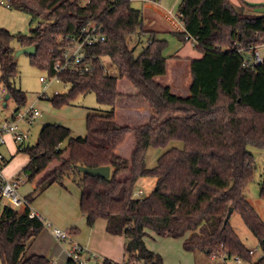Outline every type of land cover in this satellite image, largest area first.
<instances>
[{
  "label": "trees",
  "instance_id": "1",
  "mask_svg": "<svg viewBox=\"0 0 264 264\" xmlns=\"http://www.w3.org/2000/svg\"><path fill=\"white\" fill-rule=\"evenodd\" d=\"M8 4L9 9L28 14L30 25L34 23L27 35L0 27V85L16 109L26 97L14 82L13 40L20 48L33 46L30 64L51 74L52 62L61 57L59 38L97 22L105 39L90 52L108 56L118 71L112 76L97 66L91 75L67 71L59 75L69 89L50 98L53 106L93 92L98 103L111 109L89 112L84 135L45 124L34 144L17 148L29 157L22 168L28 182L39 178L26 196L28 201L54 183L72 180L80 190L79 207L87 225L103 219L106 233L125 238L123 262L105 258L103 264H164L160 254L146 247L148 231L158 237L182 238L188 252L250 261L249 249L229 220H224L232 207L259 243L264 238V223L243 194L256 168L248 146L264 151V10L247 14L235 10L229 0H181L180 19L201 54L189 59L191 83L184 97L154 79L166 72L167 40L144 29L142 10L133 8L131 0H8ZM173 34L186 42L184 34ZM143 36L145 45L135 55ZM258 46L261 64L243 66L245 53ZM240 47L243 52L238 51ZM120 79L135 92H121ZM123 97L147 103L149 119L134 127L119 125L115 106ZM130 134L134 145L126 158L116 150ZM171 140H179L182 146L167 148L149 167L148 149L164 148ZM52 163L57 165L47 172ZM78 166H108L110 174L108 178L89 176ZM142 176L154 177V188L134 197L136 180ZM260 197L264 199V180ZM43 226L42 220L29 216V208L6 206L0 220V264H52L45 256L25 255L26 242ZM262 263L264 256L255 264ZM66 264L75 263L69 258Z\"/></svg>",
  "mask_w": 264,
  "mask_h": 264
},
{
  "label": "rangeland",
  "instance_id": "2",
  "mask_svg": "<svg viewBox=\"0 0 264 264\" xmlns=\"http://www.w3.org/2000/svg\"><path fill=\"white\" fill-rule=\"evenodd\" d=\"M81 1L84 2L85 0ZM180 2L181 0H161L160 5L164 8H172L173 10L178 11V5ZM131 6L133 8L142 10L144 29L152 30L156 32L157 37L167 40V45L163 50V55L167 59V72L165 75L158 76V81L160 83L170 84L172 87H174L176 84L183 87L189 85L191 78L188 65L184 59L178 58V55H181V53H187L191 55L193 53V56H199V54L195 52V47L189 42L184 44L176 35L170 33L168 31L170 26L163 21L161 15L152 9L145 8L139 0H131ZM29 20L30 16L28 14L0 5L1 28L8 29L11 33L27 35L31 25L34 24L33 23L30 25ZM146 38V36H143L142 43L135 47V55H137L145 45ZM133 44H137L135 40L132 41V45ZM10 45L14 49L13 56L17 64V73L14 77V82L16 86L20 87L25 92L26 97V102L21 107L32 105L41 113V115L35 119L32 125L25 127L29 132L27 143L32 145L37 141L39 131L45 124H58L68 127L71 129L74 136L84 135L86 133V116L89 112L104 113L111 109L109 105L98 103L93 92L79 94L73 100L69 101L68 104H64L59 107L53 106L50 98H52L56 92L57 94L65 95L69 89V84L62 81L55 82L52 80H49L50 82L47 80L49 82L48 84L41 82L39 80L40 77H45L46 79L49 78L47 70L39 69L38 67L31 65L29 61V55L27 53H18L20 47L15 40H13ZM258 50L260 53H262L261 47H259ZM101 62L105 68V71H107L112 76H117V68L111 62L108 56H102ZM2 88L3 86L0 85V91ZM118 89L124 92H134L133 87L124 79H120L118 81ZM122 102V100L118 101L119 104ZM14 108H16L15 103L12 99H9L7 101V109L10 111ZM64 143L66 144V142H63L62 144ZM133 145L134 138L133 135L130 134L123 143L122 150L127 151V155L129 156ZM172 146L181 147L182 142L179 140H171L164 148H149L147 151V165L152 167L155 164L157 156ZM248 150L254 156L256 168L254 170L253 179L244 187L243 194L249 204L259 215L262 223H264V199L260 197V190L264 180V151L254 146H248ZM26 156L27 155L23 152L17 154L16 157L12 159L9 162V165L5 168L4 175L6 176L8 172L19 166L20 168L18 172H22V167H24L27 163ZM154 185V177L142 176L136 180L134 191L140 189L143 192L140 197H143L154 188ZM29 190V184H26L22 188V191ZM229 222L240 237L245 247L253 251L251 260H242L240 264H255L258 262L259 259L264 255V251L259 241L245 226L241 216L237 212H233L229 218ZM83 224L84 227L87 228L86 220ZM53 227L67 231L72 235L69 230H65L58 226ZM148 234L149 236H146L144 240L146 247L149 250L160 254L163 258L164 264H222L225 258L220 254L209 257L200 251H185L182 246V238L158 237L150 231H148ZM72 240L76 242V240ZM80 245L85 246L82 244ZM114 250L116 251V254L119 256L121 255L122 258L124 257V255H122L124 254L123 249L115 245ZM92 251L97 253L94 250ZM97 254L101 256L99 253ZM225 262L226 264H237L232 257L226 258Z\"/></svg>",
  "mask_w": 264,
  "mask_h": 264
},
{
  "label": "crops",
  "instance_id": "3",
  "mask_svg": "<svg viewBox=\"0 0 264 264\" xmlns=\"http://www.w3.org/2000/svg\"><path fill=\"white\" fill-rule=\"evenodd\" d=\"M80 2L85 3L87 2V0H85L84 2L80 0ZM229 2L234 7V9L240 13L261 14L264 10L263 9L264 7H253V5H258V4L263 5L264 0H234V1L229 0ZM168 31L170 33L172 32L175 33V31L172 30L171 26L168 29ZM183 43L186 44L187 42H183ZM195 52L197 51L195 50ZM197 53L199 54V56L197 55L193 56L192 55L193 53L191 55L187 53H181V55H178V58L184 59L188 65L189 59L199 58L201 56L199 52ZM166 72H167V59H166ZM154 79L158 83H160L158 81L159 79L158 76H156ZM160 84L168 86L171 92L174 93L175 91L174 94L184 97L189 95L190 84L184 87L178 84H176L174 87H172V85L167 83H160ZM121 92H123L124 94H133L135 90L134 92H128V91L126 92L121 91ZM8 100H6V105ZM119 100H122L123 102L119 104L118 103ZM15 109L16 108L9 111L7 107H3L2 105V109H0V121L3 117L9 116ZM150 116H151V111L147 103H145L143 100L123 97L118 99L116 102L115 120L119 125L134 127L146 122ZM21 125L22 126L24 125L23 128L26 129L25 127H27V125L25 123L22 122ZM26 130L28 131V129ZM65 146H66L65 143L61 144L62 148H64ZM122 147L123 145L120 146L116 150V152L119 155L127 158L128 157L127 151H123ZM17 148L18 147L13 142L11 136L7 135L6 144L1 147V152L4 154V156L7 159V162L2 169V174L5 178H10L16 174L21 173V171L18 172L20 168L19 166L17 168H14L12 171L8 172L6 176L4 175V170L9 165V162L12 159H14L17 154L21 153L17 151ZM66 155L67 153L64 154V157ZM26 158L28 162L29 159L28 155L26 156ZM56 165L57 163H52L51 165H49L47 168V172ZM38 181L39 178L35 179L32 182L27 181L25 184H23L19 190L21 195L26 197L27 194L36 186ZM26 184L30 185V190L22 191L23 186H25ZM79 199H80L79 188L72 180L65 178L61 185L54 183L49 187H47L40 195H38L30 203V209L36 214H38L42 218L43 222H48L53 226H58L60 228L69 231L78 230L75 233L72 232L73 235L72 239L76 240V242H78L79 244L87 246L90 250L92 249L96 251L104 259L105 258L109 259L114 263H122L124 257L122 258L121 255L120 257L118 254H116V251L114 250V246L116 245L119 248L123 249L125 238L123 236H113L106 233L105 221L103 219H97L92 227H89L88 225L87 228L84 227L83 223L85 221V216L80 211ZM32 254L45 256L51 260L52 264H66L67 260L69 259L68 245L66 243H62L55 240L51 233L50 228L46 226H43V228L40 230V232L37 235L30 237L26 242L25 255L29 256Z\"/></svg>",
  "mask_w": 264,
  "mask_h": 264
},
{
  "label": "built area",
  "instance_id": "4",
  "mask_svg": "<svg viewBox=\"0 0 264 264\" xmlns=\"http://www.w3.org/2000/svg\"><path fill=\"white\" fill-rule=\"evenodd\" d=\"M140 1L145 8L152 9L160 14L163 20L171 26L172 30L184 34L186 42H189L192 45L195 43L194 38L185 32L178 11L162 7L160 5V0ZM0 5L8 8V0H0ZM104 39L105 37L102 27L97 22H90L83 26L78 32L60 37L61 57L52 62V73L49 74V78L46 79L45 77H40L39 80L45 84H48L50 82L49 80L58 82L61 81L59 75L66 71L79 75H91L96 70L97 66L103 68L105 71L101 62L102 56L90 52L93 47L102 43ZM258 48L259 46L252 48L249 52L245 53L242 60L243 66L254 67L261 64L262 53L259 52ZM238 51L243 52V48L240 47ZM55 94H57V92ZM4 95L5 89L3 87L0 91V109H2L1 103L4 100ZM40 115L41 113L39 110L32 105H29L15 109L9 116L3 117L0 121V220L6 206H11L12 208L19 210L29 208L30 217H37L42 220L38 214L30 209V202L25 196H22L19 191L20 187L28 181L27 175L21 172L10 178H5L3 176L2 169L7 162V159L1 152V147L6 144L7 135L11 136L17 147L25 145L29 133L23 128L21 123L23 122L27 126H30ZM142 193L143 192L138 189L133 192V196L140 197ZM43 224L50 228L55 240L68 244V257L75 264H103V257L90 250L87 246H81L74 242L72 240V235L69 232L53 227L52 224L48 222H43ZM249 253L252 255L253 251L249 250ZM233 259L237 264L241 263V260L238 257H234ZM222 264H225L224 260Z\"/></svg>",
  "mask_w": 264,
  "mask_h": 264
},
{
  "label": "water",
  "instance_id": "5",
  "mask_svg": "<svg viewBox=\"0 0 264 264\" xmlns=\"http://www.w3.org/2000/svg\"><path fill=\"white\" fill-rule=\"evenodd\" d=\"M35 52V48L33 46L23 47L18 50V53H27V54H33ZM9 99V94L4 95L3 100V107L6 106V100ZM79 171H81L83 174L89 175V176H98L103 178H108L110 174V169L108 166H98V167H86V166H78ZM233 213V208L229 207L228 212L226 214L224 222L226 223L231 214ZM262 249L264 251V238L260 242Z\"/></svg>",
  "mask_w": 264,
  "mask_h": 264
}]
</instances>
